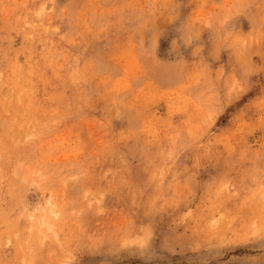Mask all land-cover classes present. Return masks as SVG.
<instances>
[{"label":"rangeland","instance_id":"374dc122","mask_svg":"<svg viewBox=\"0 0 264 264\" xmlns=\"http://www.w3.org/2000/svg\"><path fill=\"white\" fill-rule=\"evenodd\" d=\"M0 264H264V0H0Z\"/></svg>","mask_w":264,"mask_h":264},{"label":"bare ground","instance_id":"6f19581e","mask_svg":"<svg viewBox=\"0 0 264 264\" xmlns=\"http://www.w3.org/2000/svg\"><path fill=\"white\" fill-rule=\"evenodd\" d=\"M6 242V241H5Z\"/></svg>","mask_w":264,"mask_h":264}]
</instances>
